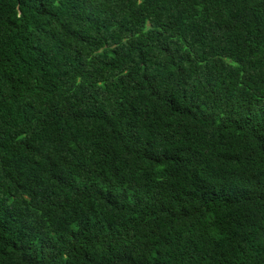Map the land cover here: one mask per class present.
Here are the masks:
<instances>
[{
	"label": "trees",
	"instance_id": "16d2710c",
	"mask_svg": "<svg viewBox=\"0 0 264 264\" xmlns=\"http://www.w3.org/2000/svg\"><path fill=\"white\" fill-rule=\"evenodd\" d=\"M0 264H264V0H0Z\"/></svg>",
	"mask_w": 264,
	"mask_h": 264
}]
</instances>
